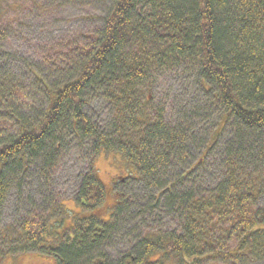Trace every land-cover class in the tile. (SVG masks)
<instances>
[{"label":"trees","instance_id":"obj_1","mask_svg":"<svg viewBox=\"0 0 264 264\" xmlns=\"http://www.w3.org/2000/svg\"><path fill=\"white\" fill-rule=\"evenodd\" d=\"M101 1L107 11L91 31L94 40L34 46L37 61L0 51V259L57 251L63 264H76L116 230L131 243L119 264L264 258V0ZM166 73L194 78L197 92L209 88L212 106L223 110L218 132L204 136L190 166L191 116L177 111L171 118L166 107L182 106L175 99L151 113L153 79ZM95 99L107 115L102 129L89 110ZM206 108L190 114L197 120ZM100 153L120 154L139 191L157 190V197L149 194L153 205L117 193L100 222ZM74 156L87 159L85 170L70 163ZM59 182L65 185L56 196ZM65 192L88 212L83 221L92 235L48 244L50 220L69 200ZM156 211L171 217V229L153 227L160 224Z\"/></svg>","mask_w":264,"mask_h":264},{"label":"rangeland","instance_id":"obj_2","mask_svg":"<svg viewBox=\"0 0 264 264\" xmlns=\"http://www.w3.org/2000/svg\"><path fill=\"white\" fill-rule=\"evenodd\" d=\"M102 2L101 0H0V28L5 29L8 27L5 33L0 29V51L3 53H9L10 51L13 54L20 52L26 54L33 61H37L39 59L36 57L37 53L34 52V55H30L34 50V46L55 48L57 43L59 46H63L74 44L75 42H87L89 37H94L91 31L100 26V22L107 11L106 4L104 6ZM26 41H30V44H26ZM58 50L66 52L65 48H59ZM57 71L62 70L57 69ZM195 83L196 80L194 78H184L179 73L172 75L166 73L161 76H155L152 82V85L157 88L155 95H153L154 104L152 109H154V112L149 109L151 113L155 114V109L163 110V106L168 99L172 101V104H175L173 102L175 99L182 106L172 105L166 107L165 111L170 114L171 118H174L177 111L191 116V120L195 122L196 131L194 128V134H196V138H194L191 154L188 155V166L193 165L201 156L204 136L212 132L214 134L218 132L217 123H219L223 112L220 107L212 106V92H209V88H205L206 92L199 90L198 93ZM205 102L210 108H206L196 120L195 116L190 114V110ZM197 103L199 104L196 105ZM89 110L93 118L92 121L97 128L102 129L103 126H106V111L103 112L99 100H93L89 105ZM69 161L70 163L73 162V164L77 163L78 171L86 169L87 159L85 157L76 158L74 156V161L71 158ZM94 166L99 183L106 189L100 209L101 222L108 220L110 209L118 199L117 193L128 202H131L133 194L141 195L144 197L143 199L140 198L141 206L145 208L153 205L154 201H150L149 194L157 197V190L139 191V186L132 184L137 182L133 180V177H137V175L133 173L132 168L120 154L100 153L95 158ZM118 179L126 180L117 184L114 190L111 189L112 183L114 181L117 182ZM56 185L60 186L56 194L58 196L63 191L65 184L59 182ZM64 196L69 200H65L62 203L61 214L56 216V219L52 218L50 220L53 222L50 228L51 237L45 240L48 244L59 242L62 235L65 237L63 244L71 237L73 239H76V237L77 239H85V237L89 239L92 235V231L85 232L89 228L87 222L83 221L84 218H88V212L79 209V205L70 199L69 192H65ZM9 211H7L8 217L5 216L4 218V224L7 223V225H9L12 218V214ZM155 214L160 224L153 225L154 228L161 230L171 229L170 216L164 211H156ZM121 218L123 217L121 216ZM98 225V227H102V225ZM119 226L123 227L122 224H119ZM10 230V232L13 231L11 228ZM12 235L14 234L8 236L9 242H13L12 238L14 236ZM114 235H117V237H107L103 244L101 242L99 247L90 249L88 255H80L76 264H119L118 257H121L119 253L128 250V245L131 243L122 236L121 230H116ZM42 252L36 250L17 254L13 257H3L0 259V264H63V260L60 257L64 256V254L60 256V253L56 251L54 253L56 256L54 254L49 256L48 253ZM166 264L176 263L166 262ZM239 264H264V258L255 259L251 263L248 260H243Z\"/></svg>","mask_w":264,"mask_h":264}]
</instances>
